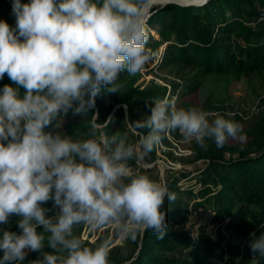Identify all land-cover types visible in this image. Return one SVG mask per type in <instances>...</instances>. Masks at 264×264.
<instances>
[{
	"label": "clouds",
	"instance_id": "obj_1",
	"mask_svg": "<svg viewBox=\"0 0 264 264\" xmlns=\"http://www.w3.org/2000/svg\"><path fill=\"white\" fill-rule=\"evenodd\" d=\"M143 4L13 0L15 26L0 20V79L7 74L12 81L0 88V225L16 216L21 229L0 230V264H21L27 251L41 253L31 264H108L106 243L90 248L74 233L82 224L92 230L114 225L125 234L141 227L163 239L162 208L175 196L134 173L128 161L143 159L169 131L202 147L206 139L223 148L230 138H242L240 124L231 119H209L206 111L159 99L150 115L128 124L148 130L137 144L127 132L98 139L94 123L83 140L46 131L59 127L70 109L82 116L93 110L101 89L120 91V74L135 76L152 59ZM49 200L59 209L55 216L42 207ZM251 236V251L264 257V234Z\"/></svg>",
	"mask_w": 264,
	"mask_h": 264
},
{
	"label": "trees",
	"instance_id": "obj_2",
	"mask_svg": "<svg viewBox=\"0 0 264 264\" xmlns=\"http://www.w3.org/2000/svg\"><path fill=\"white\" fill-rule=\"evenodd\" d=\"M257 7L264 8V0H210L200 6L165 3L151 7L145 23L149 38L150 28L155 27H159L160 32L166 35L160 65L178 63L198 67V74H225L230 71L254 73L264 69V22H255ZM198 74L189 83L179 85L182 94L197 89ZM5 84H12L7 74L0 79V88ZM23 91L20 89L21 94ZM164 93L158 94L156 99L163 98ZM109 97L110 93L101 91L95 99L94 109L88 111L90 117L96 114L94 121L68 128L62 135L78 137V140L88 139L92 135L93 123L97 126L95 137L98 139L110 138L118 132L128 133L126 126L114 130L116 122L125 117L122 108L113 121L105 123L102 119V108ZM153 101L149 104L151 107ZM136 110L128 101L129 114L134 116ZM73 114L70 109L65 116L61 114L56 123L59 125ZM57 128L53 126L46 131L55 133ZM251 136L254 139L250 144L252 149H239L234 157H225L221 149L208 150L204 155L207 165L199 172L202 187L198 191L193 193L190 189L178 188L175 179L167 181L170 193L182 191L187 195H196L199 199L196 204L211 208L213 218L228 219L226 226L231 232L227 237L213 239L201 233L193 238L188 231L181 230L166 231L163 239H160L151 230L142 228L128 248L129 257L119 264H211L209 257L217 256L222 242L233 240L235 231L251 226L255 238L264 234V122L252 131ZM128 137L133 144L129 134ZM178 202L176 196L173 201L166 198L162 208L166 220L174 224H181L185 219L184 214H179ZM42 207L48 209L47 214L58 210L52 200ZM0 230L21 231L13 216L9 218L8 224L0 225ZM251 240L243 253V259L247 260H240L236 264H264V257L259 252L251 251ZM175 250L185 251V256L166 254ZM44 251L51 252L52 249L45 245ZM28 256L33 257V260L42 258L40 252L32 251Z\"/></svg>",
	"mask_w": 264,
	"mask_h": 264
},
{
	"label": "rangeland",
	"instance_id": "obj_3",
	"mask_svg": "<svg viewBox=\"0 0 264 264\" xmlns=\"http://www.w3.org/2000/svg\"><path fill=\"white\" fill-rule=\"evenodd\" d=\"M12 2L13 0H0V20L7 21L14 27L16 20L12 14ZM21 2L27 3L29 0H21ZM156 5L162 6L164 3H155L151 7ZM257 11L258 17L255 22L263 23L264 8L257 7ZM150 32L151 37L147 41L146 48L151 52L152 59L135 76H130L127 72L120 74L118 80L120 91L110 93V97L102 108V119L105 123L113 121L122 108L125 117L122 121L116 122L114 130L126 126L131 141L137 144L140 135L146 134L148 130L129 128V122L143 120L150 115V102L158 100L157 95L164 91L163 98L159 100L174 102L177 108L196 107L210 113L209 119L219 115L239 123L242 138H230L223 148H217L211 139H206L203 147L195 141L186 142L180 132L175 130L165 134L161 142L143 159L128 161V166L134 173L148 175L166 187L169 179H175L178 188L190 189L194 193L202 187L199 183V172L207 165L204 155L208 150L221 149L225 157H234L239 149L246 147L252 149L250 144L254 139L251 133L264 122V69L254 73L230 71L225 74H198V67L178 63L160 65L166 35L160 32L159 27L150 28ZM196 74L199 75L197 89L194 92L182 94V88L179 85L189 83ZM101 91L104 90L101 89ZM128 101L137 108L134 116L129 114ZM144 104H148V107L144 108ZM95 116L96 114L90 117L88 112L83 116L73 114L70 119L59 123L56 132L62 135L68 128L94 121ZM126 118L129 121L125 120ZM70 137L78 140V137ZM174 194L179 199V214H184L185 219L181 224L166 220V231L186 230L193 238L202 233L213 239L218 236L227 237L230 234L231 229L226 226L228 219L213 218L214 212L211 208L196 204L199 200L198 196L187 195L182 191H175ZM58 212L59 209L47 215L55 216ZM13 220L17 222L18 217L13 216ZM139 230L142 228L133 226L131 231L125 234L114 225L92 230L88 225L82 224L74 228V233L79 236L85 246L90 248L106 243L109 249L108 264H119L129 257L128 248L134 243ZM37 231L42 232V226H38ZM252 233L254 229L251 226H244L239 231H235L234 239L228 242L223 241L220 249L217 250V256L209 257L211 264H236L240 260H247V258L243 259V253L249 247ZM31 252L27 251L25 260L21 264H31L34 261L33 257L28 256ZM166 254L183 257L185 251L175 250ZM2 255L3 252L0 250V257Z\"/></svg>",
	"mask_w": 264,
	"mask_h": 264
},
{
	"label": "water",
	"instance_id": "obj_4",
	"mask_svg": "<svg viewBox=\"0 0 264 264\" xmlns=\"http://www.w3.org/2000/svg\"><path fill=\"white\" fill-rule=\"evenodd\" d=\"M210 0H144L143 18L146 21L151 6L155 3H172L179 6H200L208 3Z\"/></svg>",
	"mask_w": 264,
	"mask_h": 264
}]
</instances>
